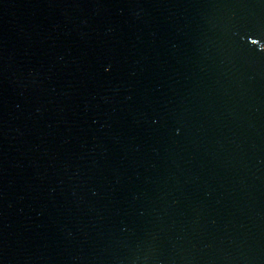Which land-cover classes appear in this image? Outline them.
Listing matches in <instances>:
<instances>
[{"label":"water","instance_id":"95a60500","mask_svg":"<svg viewBox=\"0 0 264 264\" xmlns=\"http://www.w3.org/2000/svg\"><path fill=\"white\" fill-rule=\"evenodd\" d=\"M0 264H264V0H0Z\"/></svg>","mask_w":264,"mask_h":264}]
</instances>
